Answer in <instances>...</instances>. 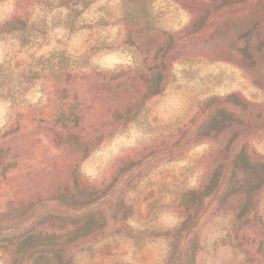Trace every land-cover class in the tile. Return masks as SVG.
I'll use <instances>...</instances> for the list:
<instances>
[{
  "label": "rangeland",
  "instance_id": "rangeland-1",
  "mask_svg": "<svg viewBox=\"0 0 264 264\" xmlns=\"http://www.w3.org/2000/svg\"><path fill=\"white\" fill-rule=\"evenodd\" d=\"M0 264H264V0H0Z\"/></svg>",
  "mask_w": 264,
  "mask_h": 264
}]
</instances>
